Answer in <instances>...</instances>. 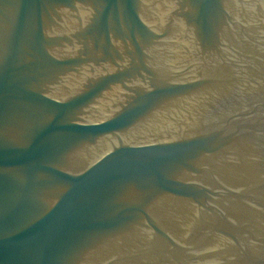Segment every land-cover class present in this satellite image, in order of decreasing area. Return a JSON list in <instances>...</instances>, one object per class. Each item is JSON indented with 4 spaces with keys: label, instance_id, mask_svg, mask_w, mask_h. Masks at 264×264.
Here are the masks:
<instances>
[{
    "label": "water",
    "instance_id": "water-1",
    "mask_svg": "<svg viewBox=\"0 0 264 264\" xmlns=\"http://www.w3.org/2000/svg\"><path fill=\"white\" fill-rule=\"evenodd\" d=\"M0 264H264V0H0Z\"/></svg>",
    "mask_w": 264,
    "mask_h": 264
}]
</instances>
